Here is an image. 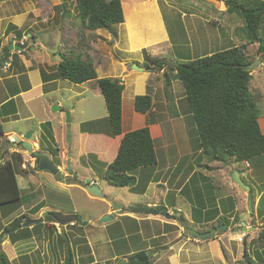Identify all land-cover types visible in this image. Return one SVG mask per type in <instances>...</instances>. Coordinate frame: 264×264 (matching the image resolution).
I'll use <instances>...</instances> for the list:
<instances>
[{
	"label": "crops",
	"instance_id": "1",
	"mask_svg": "<svg viewBox=\"0 0 264 264\" xmlns=\"http://www.w3.org/2000/svg\"><path fill=\"white\" fill-rule=\"evenodd\" d=\"M5 1L6 0L0 1V54L3 53L4 48H11V50L12 49L16 50L14 46H16L15 44L18 43V41L15 40L17 31L21 33V38L19 39V42L23 40L22 39L23 36L29 37V40L31 42L29 43L30 45H28V48H24L21 54L18 55V60L16 64H13V61H10L9 66L7 64L4 67L0 68V165L7 162L10 163L11 167L13 168V162L17 164V167L13 168V170L16 174V179L20 189V194H22L21 195L22 203L20 204V206L14 208L12 207V209L8 207L7 209L5 208L4 210L0 209V227H4L11 222L8 219L10 218L8 215L17 209H18V213L20 212L19 215L24 214L27 217V219L42 218L43 214L48 212L74 214L77 216V222H75V225H73L72 227H78L84 230L83 236L81 235H76L75 237L73 236L74 239L75 238L80 239V241H82L81 243H83L81 244L77 240L74 242L69 241L70 239L66 234L69 226H66L64 229L66 235L64 236L65 239H68L70 243L76 244L73 252L74 254H72L74 264H100V263L106 264L108 262L115 263L116 261H118L117 262L118 264L122 259H127L132 254L138 253L136 249L131 248L126 242V240H128V238H130V236L133 235L132 231H130L131 229L129 227V223H135L136 225H140L141 223H145V222H148L149 225L152 226V228L154 227L152 229L153 235L147 238L145 241L149 242L154 239H159L161 240V242L156 249L165 248V247L168 248V249H162L161 251H158L156 253H155L156 250L155 249L152 252L153 255L151 259L148 257V260L151 262V264H241L240 260H242V264H264V246L255 249L252 247L253 245L251 244L255 240H260L259 233L262 229H264V222H262L261 216L258 215L260 198H264V192L261 190L258 191L255 187L253 193L254 195L251 194V192H253L252 186L255 185L254 179H256L255 176V173L257 171L256 169L259 168V161L263 159L264 155L256 156L251 161H248V166H245L243 164V166L248 169H251L252 167L253 168L252 171H254V172L252 171L250 172L251 176L249 175L246 176L245 182L242 181L240 173L237 171L240 180L248 188L247 191L242 190L240 187L235 185L230 180V174L233 171V166L232 165L226 166L227 164L226 162L233 160V158H231L229 161H226L224 163L217 162L223 165L222 169H220V174H219L222 175V178L219 181L221 184L224 185L223 186L224 194L220 198L215 196L214 204L212 201L209 202L211 200V197H209L208 195L209 190L214 187L212 186L211 188H208V186L205 184L206 177L203 175L201 171L198 172L197 178L193 180L194 174L197 173V170H193L190 173L189 178H187L182 183V185L178 187V189L171 187V189H175L177 191L179 197L182 196L184 198V201H186L185 203H188L189 206L187 207L188 208L187 218L189 219V221H192V223L194 222V224L197 225V228L195 229L196 232L203 234L209 232L212 229L218 228L221 225L225 226L226 229L223 232H221L220 234L216 233L212 238L205 240L191 237L188 235H183L182 228L177 219L168 220L171 222H165L161 220V217L159 216H145V215L134 216V214H131L129 211H127L128 206H132L136 204L130 201H128V203L126 204H123V207L117 206L118 209L115 210L112 208V202H110L106 198V195L103 193L101 189L100 191L102 196L98 198L90 195L84 188L77 185V182H83L84 181L83 179L89 180V183L93 184L92 183L93 181L91 180L93 179V177H95V172L92 170L91 167L85 168L84 171L83 172L80 171L81 173L79 174L78 170L80 166L77 163L79 162V160L75 157L78 156L79 150L83 149V145H85L84 146L85 149L86 144L88 149L84 150V155L88 156V154H90L89 143L87 142L90 137L93 138L99 137L100 138L99 142L104 144L106 141H108V144L104 148L103 153H105V151L109 149L110 144L113 145L114 150L111 157H109L106 160L107 164L111 163L114 157L116 156L122 135L126 132L133 131L145 126H147L149 129L151 138L154 143V150H156L155 141L157 140L162 148L166 147L167 142H166L165 131L163 129V124L161 123L163 121L162 118H159L162 116L161 115L158 116V114H156L157 110L161 111V108H159V106L157 105L158 104L157 100L161 99V94L164 95V93L166 92H164L163 87L160 84L155 85L153 83L154 78L156 77L159 78L160 76H163V73L165 72V68L163 67L162 69H159L157 67L154 68L153 65H150V67L146 69L144 67L146 59L142 58L141 56L140 60L139 61L135 60L134 63H136V65L142 68L143 70L141 72H136L133 69L127 70L126 68L128 62H131L130 59L118 58L120 60L117 62L116 66L119 67V70L117 76L114 77V76H108L107 74V68L109 62L106 63L104 67H102V63H101L102 58H97V61L95 62L90 56L93 61L98 79L100 78L118 79L120 83L123 85V91L121 95L122 134L119 136H111L105 132L99 131V129H93L90 131L84 129L83 131H81V126L83 124L88 125L89 122L92 123L98 122L96 123V125H98L100 122H102L105 119L102 116L93 115V117H89L86 120V122L83 123L80 122L79 124H77L78 126L81 125L78 128L79 132L77 134H71L70 143H68L65 140V129L67 126L65 123L64 112L66 111H64L63 108L67 110L66 113L70 115V119L72 122L73 120L72 112L74 110V107H72L73 103H68L67 107H65L64 106V104L66 103L65 100L74 97L80 98L79 100L76 101L77 104L79 102L86 101L88 95H91L92 97H100L101 93L94 81L86 82L79 85L72 84L74 85V87L71 86L73 88H70V90L66 89L64 86H62L59 83V81H63V80H56L50 77L54 73L55 67L60 60L58 62L56 61L49 62L50 60L49 55H48L49 58L48 62L51 63L49 64V66L55 65L54 68L52 69L53 70L52 72L45 71L44 69L42 70L41 67H39L38 65H34L32 63V60L34 59V57L38 55L39 50L45 47L41 42L42 40L41 38L43 36L39 38L34 34H30L29 32H26L27 33L26 34L18 30L20 29V26L24 24L25 22L24 20L21 23H14V24L8 23L5 25L4 22L10 19L12 20V17L17 15V14L13 15L12 10L10 9L8 10V8H6V4L4 5ZM159 21H161L160 17H159ZM126 23H127V18L125 21V25L128 32V36H127L128 52H140L141 46L146 45L144 42L145 39H143V41L141 42L142 45L135 46L132 43L129 28L127 27ZM96 31H102V30H96ZM163 32H164V28H163ZM99 33L100 32H97V35H99ZM117 35L118 34L115 33L113 39L116 40V43L112 42L113 46H115L116 48H118L119 46L118 44L120 43L119 39H117ZM164 35H165L164 38L166 39L165 32ZM55 36L51 37V39L48 40L47 43L48 47L45 48L46 52L48 53L50 51V48H52V46L55 45V41H56ZM71 39H76V37L72 35ZM100 40H102V38L98 39L96 43L102 42ZM113 40L108 39V41H113ZM92 43H93L92 46H95L94 42ZM75 44H77V42H75ZM75 44L74 46L77 47V45ZM160 47L167 48L168 44L167 46L162 45ZM70 49L71 51L77 52V48L75 50V48H73L72 45L70 46ZM13 50L11 51V53L14 52ZM151 53L152 52H150L149 55L147 56L159 57L156 54L155 56H153ZM52 55L55 56V53H53ZM113 57L114 56H112L111 60L112 59L117 60ZM8 62L9 61H7L6 63ZM99 67H102L101 74L103 75H99V71H98ZM42 74H44L45 78H43ZM92 86L93 87L96 86L97 88L95 87L94 89ZM126 87L128 89L127 93H125ZM158 87L161 89L159 92H158ZM71 89H73V91H71ZM66 94L68 98L66 97ZM146 94L149 95L152 99L151 113L147 112L146 114H140L137 113L134 110V108H133L134 112L131 113L130 112L131 105L134 104L135 97L144 96ZM88 104H89L90 113L97 114L98 108H96L95 106L98 104V101L95 100L94 102L91 103L88 102ZM125 105H128V107L125 108L124 107ZM53 106H58L59 110L57 112H51V108ZM182 114L174 115L175 120L169 123L173 129L175 128L176 123L177 124L184 123L183 121L182 122L179 121V119L183 118ZM149 116L152 118L148 119ZM257 121L260 132L261 134L264 135V118L258 117ZM13 123L19 126L22 125V127L15 128L13 127V125H10ZM46 123L50 124L53 141H47L43 139V134H44L43 125ZM186 124L187 123H185V126H183L182 128L189 129V126H186ZM27 132H31L32 134L28 141L32 148V152H37L41 155H46L49 158L50 162L58 170V172L55 175L46 171L38 170L35 172L30 171L31 172L30 173L28 172L29 170L25 171L21 169L20 167L21 161L19 159V156H17L16 151L20 149V144L22 142L20 138L21 135H25ZM185 133L189 135V133H187L186 131ZM191 135L193 137L192 139H190V136H187L188 143H190L189 141H194V140L197 141L198 143L194 149L192 150L190 149L185 155L181 154L180 158H185L188 155H195V156L197 155L196 161L199 164L201 148L197 137V130H196V134L194 130V132L192 131ZM10 137H13L14 140L16 137L18 140H15V143L10 144V142L8 141ZM52 142L53 144H55V147L59 150L58 159L61 162V164L54 163L53 160L56 159V157L53 156L48 151L49 149L48 147L52 146ZM71 146L73 147V150H71L72 148ZM90 147L92 149L93 144L90 143ZM97 150L98 147H96L93 150V152L97 154ZM59 154H64V159H60ZM72 160L75 161L73 164H71ZM215 163L216 161L208 162L206 163V165L208 164L207 166L211 167L212 165H215ZM102 170L104 171V167H102ZM137 171L139 173L138 174L139 176L145 174L142 173L143 170L139 169ZM32 173H34V175ZM227 173H228L227 177L229 178L228 182H227V177L225 176L227 175ZM153 174L154 177H152ZM159 175L161 176L160 178L164 176V174L161 172L159 173ZM144 176H146L148 180L144 192L139 194V196H141L142 198H146V194H147L146 191L149 190V188L152 187L153 184L155 186H159L161 184L164 186L166 185L167 179L164 180L162 178L160 184L159 179L157 178L158 175L156 172L154 173V171L152 173L146 172ZM194 181L197 182L196 185L194 184ZM189 184H192V187L189 188V190H187L186 187ZM34 185L36 186L33 187ZM93 185H95V183ZM50 186L57 187V190L59 191L57 192V195L58 196L63 195L64 197H67V199L70 201L73 200L72 196L77 195L79 197L84 198L88 202L96 204L99 207V209L96 211L94 215L89 216L92 222H89L88 220L89 223H86L85 219L82 222H78L79 217L77 215L78 214L77 211L79 209H76L73 206V203L70 204V207L66 209L63 207L62 201L58 199H56L54 202L60 204V207H51L49 205H46L44 201L48 200L49 197L48 195L51 193L50 188H48ZM28 191H30L29 195L27 194ZM184 191H191L195 195L199 194L200 197L198 195L194 196L197 199H194L193 202L190 203L189 195L183 196L182 193ZM64 192L66 193V195L62 194ZM28 196H30V200H28L29 199L28 198L26 201H24V198ZM135 196H138V194ZM244 201L245 203L243 204ZM139 204H143L155 208V206L157 205V200L153 201L152 203L150 201H147L145 203L139 202ZM246 204L249 209L247 210V212H242V210L240 209H243V207H245ZM22 206H25L26 209L25 208L23 209ZM180 206L182 205L179 204L178 207ZM172 207H173L172 210H165V211H167L168 213H172L173 211L177 213L181 212L180 208L176 207L175 205H173ZM33 209H37L35 213H31ZM105 215L112 216L113 221L107 223L106 225L103 224L98 225L97 224L98 220ZM4 219L5 220L8 219L7 223L5 224L2 223ZM119 219H121V221H119ZM156 222H159V224L161 225L160 226L161 229L158 233L155 232V227L159 226L158 223ZM165 224L173 226L174 230H170L167 226H164ZM45 227L37 229V232H33L30 238L25 240H20L15 243H11L8 235H5L3 236L0 247L2 248L3 251L8 241L11 247L14 244L18 243L19 244L18 252H20L21 255L17 256L16 250L11 249L12 257H14L15 259L18 258L20 259L21 257L28 258L31 255H34L36 250L38 249V245L35 243L34 237L39 236L40 234H46V231L48 230L45 229ZM88 227L91 228L89 229ZM111 227H113V233L110 231ZM51 228L54 229L53 227ZM28 229L32 231L36 229V227H34L33 225V226H29ZM241 237L244 238L240 240ZM48 242L49 240L47 239L46 243ZM43 249H44L43 251L46 253L47 248L45 245ZM146 249H151V247H147ZM252 251H253V255L251 254ZM40 257L41 258L44 257V254L42 252L40 253ZM49 263H50L49 261L47 263H44V261L43 262L39 261L38 264H49ZM31 264H36V263H31Z\"/></svg>",
	"mask_w": 264,
	"mask_h": 264
},
{
	"label": "rangeland",
	"instance_id": "2",
	"mask_svg": "<svg viewBox=\"0 0 264 264\" xmlns=\"http://www.w3.org/2000/svg\"><path fill=\"white\" fill-rule=\"evenodd\" d=\"M121 3H122L123 15L126 14V18H127L126 24L127 27L129 28L132 43L135 46L142 45L141 42L143 41V39H145L144 42L146 45L141 46L140 52H128V47H127L128 32L126 29L125 21H123L121 25H113L109 29H104L102 31L89 32L84 30L81 27V23L77 18V14L75 10V6H76L75 0H6L4 3V5L6 4V8H8V10L9 9L12 10L13 15L14 14L17 15L13 16L12 20L10 19L4 22V24L6 25L8 23L11 24L21 23L24 20L25 21L24 24H22L20 26V29L18 30L22 31L23 33L29 32L30 34H34L39 38L43 36L41 38L42 39L41 42L45 47L39 50L38 55L34 57L32 63L34 65H38L39 67H41L42 70L44 69L45 71L48 72H52L53 71L52 69L55 66V65L49 66V64H51L49 62H54V61L58 62L60 60L58 57V53L70 51L71 45L73 48L75 49L77 48V52L80 53L82 58H84L85 55H88L91 56L95 62L97 61V58H102L101 60L102 67H104V65L109 62L107 68V74L108 76L116 77L119 70V67L116 66V64L120 59H130L131 62H133V63L128 62L126 68L127 70H129L132 69L134 65H136L134 63L135 60L139 61L141 56L142 58H145V56L149 55V53L152 52L151 54L153 56H155L156 54L159 56V58L168 59L177 65L178 63L188 61V59L202 57L232 47H239L246 43L245 39L243 38V33L241 32V29L243 27L242 19H240L238 16L234 14H229L225 12L226 6L223 1H221V5L219 8H215L213 5H210L203 0H121ZM158 15L161 18V21H159ZM163 28H164V32L166 33V39L164 38L165 35L163 32ZM97 32H100L99 35H97ZM115 33L118 34L117 39H119L120 41V43L118 44L119 46L117 45L118 48H116L112 44V42L116 43V40H113ZM72 35H74L76 39H71ZM80 35L83 37L82 43L75 44V42H78V40L80 39ZM54 36L56 37L55 45H53L52 48H50V51L48 53L46 52L45 48L48 47L47 46L48 40ZM28 38L29 37H26V39ZM100 38H102V40H100L102 42L96 43L97 40ZM108 39L113 41H108ZM30 42H31L30 40L24 41V48H28ZM92 42H94L95 46H92L93 45ZM95 43L97 44V46ZM74 44L77 45V47L74 46ZM167 44H168L167 48L160 47L162 45L167 46ZM256 48L257 45L255 44L247 45L245 48V53L248 56V60L251 63L256 62V64L250 69L251 80H250L249 90L250 93L257 98V108L260 111L259 118L261 117L264 118V109H263L264 59H261L259 56H257ZM53 53H55V56L52 55ZM48 55L50 57L49 62H48L49 59ZM112 56H114L113 58L117 60L114 59L111 60ZM102 67H99L98 69L99 75H103L101 74ZM165 71L168 72L167 68H165ZM59 83L69 90L70 88L74 87V85L66 81H59ZM153 83L155 85L160 84L163 87L164 92H166L164 93V95L161 94V99L157 100L158 102L157 105L159 106V108H161V111L157 110L158 112L156 111V114H158V116L159 115L162 116L159 118H162L163 121L161 123L163 124V129L165 131L167 145L166 147L162 148L158 140L155 141V149H156L155 155L157 159L156 164L152 167H148L144 169L142 173L146 174V172L152 173L154 171V173L156 172L158 175L157 178L159 179L160 184L162 178L164 180L167 179L166 185L164 186L161 184L159 186H155L153 184L152 187H150L149 190L146 191L147 193L146 198H142L141 196H139V194L144 192L148 178L144 176L145 174L139 176L138 171L133 172L134 176L136 177V184L134 188L131 187L130 189L118 188L109 185L102 178V172H103L102 167H104V165L107 164L106 160L109 157H111L114 148L113 145L110 144L109 149L105 151V153H103L104 148L108 144V141H106L105 144L100 143L99 137L97 138L90 137L88 139L87 142L89 143V151H90V154H88V156L84 155V150L88 149L87 144L85 149H84L85 145L82 144L83 149L79 150L78 156H75L74 153V156L79 160V162H77L78 165L80 166V167L78 166L79 167L78 171L80 174L81 172L84 171L85 168H89V167L92 168V170L95 172V177H93V179L91 180L93 181L92 183L93 184L95 183L96 187L101 189L103 193L106 195V198L110 202H112L113 209H115L114 208L115 206L123 207V204L128 203V201L132 203H139V202L145 203L147 201H150L152 203L153 201L157 200V205L155 206V209L158 211L172 210L173 205L178 207V205L181 204L182 206L178 207L180 208L181 211L179 213L184 216V219L186 221L185 222L186 226L195 231L197 225H195L194 222L192 223V221H189V219L187 218V209H188L187 207L189 205L188 203H185L186 201H184V198L182 196L181 197L178 196L177 191L175 189H178V187H180L182 183L187 178H189L190 173L193 170H197V173L194 174L193 180L197 178L198 172L201 171L203 175L206 177L203 178H205L206 180L205 184L208 186V188H211L212 186L214 187L209 190V194H208L209 197H211V200L209 202L212 201L214 204L215 196L220 198L224 194L223 192L224 185L221 184L219 181L222 178V175L219 174H220V169H222L223 165L216 162L215 165H212L211 167L207 166L208 164L206 165V163H208L209 161L207 160V158L203 157L201 153H200L199 164L196 161L197 155L196 156L188 155L185 158H180L181 154L185 155L190 149L191 150L194 149L198 143L195 140L189 141L190 143H188L187 136H190V139H192L193 138L191 135L192 131L194 132L195 130V134H196V129L193 120L191 118V115L189 114V105L185 99L184 89L181 83L175 79L172 81L171 83L172 85H170V87H167L165 83V78L163 76H160L159 78L157 77L154 78ZM95 87L93 88L95 89ZM160 90L161 89L158 87V92ZM71 91H73V89H71ZM127 92L128 89L126 87L125 93ZM66 97L68 98L67 94ZM79 99L80 98L74 97L65 100L66 102L64 104L65 107H67L68 103H73L72 107H74V110L72 112L73 120L68 125H66L67 127L65 129L66 142H67V128L71 136V134H77L79 132L78 128L81 125L78 126L77 124H79L80 122L81 123L86 122V120L89 117H93V115H98V116H102L103 118H106L107 116L103 98H101V96L92 97L91 95H88L86 101H82L76 104V101ZM95 100L98 101V104L95 106L96 108H98V113L92 114L89 111L88 102L91 103L94 102ZM124 107L127 108L128 105H125ZM63 110L67 112L65 108H63ZM51 112H52V108H51ZM66 112H64V117ZM130 112L131 113L134 112L133 105H131ZM181 112L184 114H182ZM149 113H151V110L149 111ZM176 114H182L183 118L179 119V121L181 122L183 121L184 123H180V124L176 123V126L173 129L169 123L175 120L174 115ZM150 118L152 117L149 116L148 119ZM65 121H66V117H65ZM185 123H187L186 126H189V129L182 128L183 126H185ZM10 125H13V127L15 128L22 127V125L19 126L14 123ZM84 129L89 131L93 129H99V131L105 132L108 135L110 134L109 126L106 120H103L98 125H96L95 123L88 124L84 126ZM185 131L189 133V135H187ZM15 140L18 139L15 137ZM90 143L93 144L92 149L90 147ZM96 147H98L97 154L93 152V150ZM52 148L54 150L53 153L56 157V159L53 160L54 163L61 164V162L58 159L59 150L57 148H56L57 150L54 149L55 144H52ZM71 150H73V147L71 148ZM248 160L251 161L252 159L249 158ZM74 162L75 161L72 160L71 164H73ZM263 162H264V157L259 161V168L256 169L257 171L255 170L256 179H254L255 185L252 186L253 192H251V194L254 193L255 187L258 191L261 190L264 192ZM226 163H227L226 166L232 165L233 171H238L240 173L243 182H245L246 176L248 175L251 176L250 172L253 170V168L251 167V169H248L244 167L242 160L240 159L237 160L233 158V160H230L229 162ZM16 167L17 164L13 162V168ZM30 171L32 170H29L28 172ZM160 172L164 174L162 178H160L161 177L159 175ZM32 174L34 175V173ZM225 176L227 177L228 173ZM152 177H154V174ZM83 180L86 181L85 179ZM228 180L229 178L227 177V182ZM194 184L196 185L197 182L194 181ZM35 186L36 185H34L33 187ZM171 187H174L175 189H171ZM191 187L192 184H189L187 185L186 189L189 190V188ZM48 188H50L51 193L48 195L49 196L48 200L44 201L46 205H49L51 207H60V204L54 202L56 199H58L62 201L63 207L66 209L69 208L70 204L73 203V206L76 209H79L77 211L78 213L77 215L79 217L78 222H82L84 219L86 220V223L92 222L89 216L94 215L96 211L99 209V207L96 204L88 202L84 198L79 197L77 195L72 196L73 200L70 201L67 199V197H64L63 195L62 196L59 195L61 197L57 195V192H59L57 190V187L50 186ZM29 192L30 191L27 192L28 195ZM62 194L66 195L65 192ZM137 194L138 196H135ZM182 194L183 196L189 195L190 203H192L194 199H197L194 196L196 195L199 196V194L195 195L191 191H184ZM27 199L30 200V196L25 197L24 201H26ZM244 203L245 201L243 202V204ZM22 207L23 209L24 208L26 209L25 206ZM248 209L249 208L246 204L245 207H243V209L240 210H242V212H247ZM36 210L37 209H33L31 213H35ZM19 213L17 209L13 211L11 214H9L8 215L10 217L8 218L9 221H12L14 217L19 216ZM42 218L44 222L37 224L36 225L37 229L48 226L46 223L48 219L46 213L43 214ZM7 220L5 219L4 221L2 220L3 221L2 223L3 224L7 223ZM161 220L165 222H171L164 219L163 217H161ZM119 221H121V219H119ZM156 223H158L159 226L155 227V232L158 233L161 229L160 228L161 225L159 224V222ZM164 226H167L170 230H174L173 226L166 224ZM113 227H111L110 229L112 233H113ZM129 227L133 235L130 236L128 240H126L127 244L131 248L136 249L138 253L140 251H143L144 253H146L147 257L151 259L153 255L152 252L159 246L161 242V240L159 239H154L149 242L145 241L147 238L153 235L152 229L154 227L152 228V226H150L148 222L141 223L140 225H136L135 223H129ZM3 228L4 227H0V234H2ZM88 228L90 229L91 227ZM45 229L48 230L46 231V234H40L39 236L34 237V241L38 245V249L36 250L34 255H31L28 258L21 257L20 259L19 258L15 259L14 257H12L11 249L16 250L17 256L21 255V253L18 252L19 244L18 243L14 244L11 247L8 241L3 251L7 256L8 260H10V264H31V263L38 264L39 261L41 262L44 261V263H47L49 261L50 262L49 264H66L64 263V261L65 259H67L69 255L68 251H70L71 254H74L73 252L76 245L70 243L69 241L74 242L77 240L79 243H81L82 241H80V239L78 238L74 239L73 236L74 237L76 235L83 236L84 230L78 227L69 226L68 231L66 232L68 238L70 239L68 241V239H65L63 235L58 233L57 229L55 228L52 229L49 226L45 227ZM243 238L244 237H241L240 240ZM47 239L49 240L48 243H46ZM251 244L253 245L252 247L255 249L264 246L262 244V241L260 240H255ZM44 245L47 248L46 253L43 251ZM7 246H9L10 248ZM147 247H151V249H146ZM41 252L44 254L43 258L40 257ZM135 254H132L130 257L134 256ZM251 254L253 255V251ZM117 262L118 261H116L115 263L108 262L106 264H117ZM240 262L242 264V260H240Z\"/></svg>",
	"mask_w": 264,
	"mask_h": 264
},
{
	"label": "trees",
	"instance_id": "3",
	"mask_svg": "<svg viewBox=\"0 0 264 264\" xmlns=\"http://www.w3.org/2000/svg\"><path fill=\"white\" fill-rule=\"evenodd\" d=\"M75 1L77 18L84 30L94 32L109 29L113 25L122 24L124 19L126 21L121 0ZM220 1L225 3V12L242 19L241 32L245 44L188 59L178 63L175 68L168 66L159 57L145 56L144 67L148 69L153 65L154 68H167L168 72L163 73L167 87H170L174 79L181 83L189 105V114L197 130L200 153L203 157L209 162L220 163L231 158L250 161L249 158L264 155V135L261 134L257 121L260 113L257 108V98L249 90L251 75L247 65L251 62L248 60L245 48L247 45H257L256 54L264 59V0ZM20 38L21 33L17 31L15 40L19 41ZM80 39L77 42L79 44L83 39L81 35ZM6 50L7 48H4L3 52ZM58 56L60 61L50 77L74 85L94 81L104 101L107 112L104 120L108 123L109 135H121L123 85L120 81L113 78L98 79L93 61L88 55L82 58L78 52L70 50L58 53ZM8 57H10L9 53L6 55V58ZM11 57L13 64H16L18 55L13 54ZM42 75L45 78L44 74ZM133 108L137 113L146 114L152 108L151 97L147 94L135 97ZM89 124L93 123L89 122ZM84 126L86 125L81 126L82 131ZM43 130V139L53 141L49 123L43 125ZM48 148V151L55 156L52 146ZM156 160L154 143L148 127L129 131L122 135L112 162L104 166L102 178L113 187L134 188L136 177L133 172L154 166ZM21 201L16 174L10 163L5 162L0 165V209L18 207ZM263 202L264 198H260L258 215L261 216L262 222H264ZM46 215L48 217L46 222L54 221L48 213ZM25 220L27 217L22 214L4 226L0 234V243L5 235H8L11 243H15L28 239L33 232H37V228L30 231L28 227H24ZM259 239L264 244V229L260 231ZM64 263L74 264L70 252ZM0 264H10L1 247ZM129 264H151V262L132 261Z\"/></svg>",
	"mask_w": 264,
	"mask_h": 264
},
{
	"label": "water",
	"instance_id": "4",
	"mask_svg": "<svg viewBox=\"0 0 264 264\" xmlns=\"http://www.w3.org/2000/svg\"><path fill=\"white\" fill-rule=\"evenodd\" d=\"M206 3L213 5L215 8H219L221 5V1L220 0H203ZM11 52V48H7L6 52H3L2 54H0V68H2L3 64H5L6 60V55ZM163 62H165L168 66H170L171 68H175L176 64H174L173 62H171L168 59H162ZM8 61V60H7ZM256 64V62L250 63L249 65H247V69L250 70L254 65ZM133 70L139 71L141 72L143 69L138 67L137 65H134L132 67ZM59 108L57 106H53L52 107V112H56L58 111ZM65 117H66V125H68L71 122L70 119V115L68 113H65ZM31 132H27L24 136H23V142L21 143V147L27 151L28 153L32 152V148L29 144V139L31 137ZM67 142L70 143V134H69V130L67 128ZM35 156L38 157V162H37V168L40 171H46L49 172L53 175H55L58 170L57 168L50 162L49 158L46 155H41L37 152L33 153ZM230 180L237 185L238 187H240L242 190L247 191L248 188L242 183V181L240 180V177L238 175L237 171H232L230 174ZM77 185L81 186L82 188H84L90 195L94 196V197H98L100 198L102 196L101 191L99 188H97L95 185L90 184L88 180L83 181V182H77ZM115 210L117 209V206L114 207ZM127 211H129L131 214L134 215H145V216H159V217H163L166 220H175L177 219L181 228H182V233L183 235H188L191 237H195V238H199L202 240L205 239H209L212 238L214 236V234L218 233L220 234L221 232H223L226 228L224 225L219 226L218 228L212 229L207 233H203L200 234L190 228H188L185 224V219L184 217L173 211L172 213H168L167 211H158L155 208H152L150 206L147 205H143V204H139L136 203L132 206H128L127 207ZM48 215L55 221L57 222L60 227H61V231L62 233H64V226H66L69 223H73L77 221V216L74 214H62L60 212H48ZM113 221V217L112 216H102L97 224L101 225V224H107L109 222ZM43 222L42 218H38V219H27L23 222V226L27 227V226H33V225H37ZM162 249H168V248H158L155 250V253L158 251H161ZM148 260V257L146 255V253L144 252H139L137 254H135L134 256L127 258V259H122L119 264H129L132 261H137L139 263H144Z\"/></svg>",
	"mask_w": 264,
	"mask_h": 264
},
{
	"label": "clouds",
	"instance_id": "5",
	"mask_svg": "<svg viewBox=\"0 0 264 264\" xmlns=\"http://www.w3.org/2000/svg\"><path fill=\"white\" fill-rule=\"evenodd\" d=\"M23 40L22 41H28L29 40V38L28 39H26V37L24 38H22ZM18 43H19V41H18ZM18 43L17 44H15L16 46H14V48H16V50H13L14 52V54H17V55H19V54H21V52L24 50V48H21L22 50L19 52V53H17V50L19 49V47H18ZM11 50V51H12ZM13 53H11L10 52V57H8V58H5V60H6V62H7V60L9 61L8 63H6V64H3V66L2 67H4L5 65H7L8 64V66L10 65L9 63H10V61H11V56L13 55ZM23 136L24 135H21V141L23 142ZM21 142V143H22ZM11 144V143H10ZM25 150L21 147V144H20V149L18 150V151H16L17 152V154L19 155V159H20V161H21V163H20V167H21V164H22V159H21V152H24ZM25 152H27V151H25ZM28 153V152H27ZM34 152H31L30 154H32L34 157H36V162H38V157L37 156H35L34 154H33ZM59 157H60V154H59ZM60 159H64V158H61L60 157ZM22 169V168H21ZM28 170H31V169H27V170H25V171H28ZM32 171H38V168H36L35 170H32ZM43 219V218H42ZM43 222H44V220H43ZM42 222V223H43ZM77 222V221H76ZM47 223V225L48 226H50V227H53V228H55V229H57L58 230V233H60L61 235H63V236H66L65 235V231H64V233H61L62 231H61V227H60V225L57 223V222H55V221H50V222H46ZM73 225H75V222H73V223H69V224H67L66 226H73ZM66 226H64V229H65V227ZM27 227H29V226H27ZM63 229V230H64Z\"/></svg>",
	"mask_w": 264,
	"mask_h": 264
},
{
	"label": "built area",
	"instance_id": "6",
	"mask_svg": "<svg viewBox=\"0 0 264 264\" xmlns=\"http://www.w3.org/2000/svg\"><path fill=\"white\" fill-rule=\"evenodd\" d=\"M18 47L19 49L17 50V53H19L22 49L24 48V41H20L18 43ZM8 141L13 144L15 143V140L13 137H10L8 139ZM61 158H64V154H60ZM21 159H22V164H21V168L22 170H27V169H31V170H35L37 168V162H36V157H34L32 154L27 153V152H21ZM243 164L245 166H248V161H243Z\"/></svg>",
	"mask_w": 264,
	"mask_h": 264
}]
</instances>
